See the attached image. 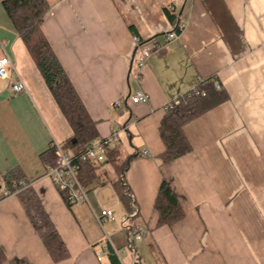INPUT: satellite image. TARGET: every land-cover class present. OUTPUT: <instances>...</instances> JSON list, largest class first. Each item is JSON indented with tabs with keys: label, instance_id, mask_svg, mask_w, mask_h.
<instances>
[{
	"label": "crops",
	"instance_id": "1",
	"mask_svg": "<svg viewBox=\"0 0 264 264\" xmlns=\"http://www.w3.org/2000/svg\"><path fill=\"white\" fill-rule=\"evenodd\" d=\"M47 1L42 31L96 123V142L117 130L109 150L128 166L123 177L116 164L97 166L83 185L87 202L68 206L41 155L73 130L0 0V58L10 57L28 90L14 95L0 79L2 264H112V255L120 264H264V0ZM170 7L183 31L167 41ZM200 81L225 99L185 126L191 152L165 164L166 106ZM137 92L149 102L133 104ZM14 170L27 188L4 198ZM163 182L185 216L158 227ZM104 209L114 220L100 225Z\"/></svg>",
	"mask_w": 264,
	"mask_h": 264
},
{
	"label": "trees",
	"instance_id": "2",
	"mask_svg": "<svg viewBox=\"0 0 264 264\" xmlns=\"http://www.w3.org/2000/svg\"><path fill=\"white\" fill-rule=\"evenodd\" d=\"M1 2L18 35L28 48L47 87L72 127L73 136L62 146L72 153L73 163L77 168L81 183L83 185L91 183L96 176L95 168L107 162L116 164L119 175L123 177L128 164L118 165L119 155L114 150L107 152V159L103 163L90 162L83 159L86 147L95 143L99 135L96 123L89 116L82 100L42 31L46 15L51 9L48 1L1 0ZM166 12L171 23L176 25L175 30L179 32L180 25H177L180 19L179 16L175 15L170 8ZM197 89L205 91L206 95L202 97L192 94L186 104H175L174 107L167 110L161 123L160 136L165 150L159 159L165 164L171 163L191 152V144L184 133L185 126L225 99L223 92L215 91L213 81H200L196 88L187 93H193ZM41 158L46 166L55 167L57 161L56 150L51 148L47 153L41 155ZM22 180L24 181L23 176L18 170L5 175L3 181L10 191L7 193L13 194L19 191ZM115 189L129 206L128 198L125 195V187H122V183L119 182ZM68 206L71 207V205ZM155 211L158 215V227L173 226L182 221L185 216L178 199L167 182H163L160 187L155 202ZM5 259V254L0 247V264ZM111 263L120 264L115 255L111 256Z\"/></svg>",
	"mask_w": 264,
	"mask_h": 264
},
{
	"label": "built area",
	"instance_id": "3",
	"mask_svg": "<svg viewBox=\"0 0 264 264\" xmlns=\"http://www.w3.org/2000/svg\"><path fill=\"white\" fill-rule=\"evenodd\" d=\"M170 10L175 11L173 7H170ZM179 29V32L175 30L167 33V41L178 39L181 32L183 31V26L180 25ZM134 42L136 44L137 51L143 50V48L145 47V44L139 37H135ZM6 46V42L0 40V49L4 50ZM146 61V56L142 55L140 57V66H144L146 64ZM11 72L17 75L16 80L12 79ZM0 79L10 81L9 91L14 95L24 94L28 92L26 84L19 78L16 67L8 55H4L0 58ZM215 87L217 90L220 89L219 84H216ZM192 94L202 97L206 95L205 91L199 89L195 90L193 93H185L174 100L172 103L167 105L166 109L168 110L174 107L175 104H186L187 100L192 96ZM130 101L133 104H145L149 102V98L145 93L137 92L131 96ZM115 105L120 106V103H116ZM118 143V131L113 130L109 138L88 145L86 147V152L83 159L90 162L103 163L107 159L108 150L113 146H117ZM51 148H54L56 150L57 161L55 167L49 169L47 176L58 187L65 202L68 205L73 206L76 204L87 202V194L83 184L78 177L77 168L73 163L72 155L62 145L56 142L52 143ZM144 155L149 156V152L144 151ZM20 185L24 189L27 188V184L24 182H21ZM18 192L19 191L13 194L5 193L4 198L13 196ZM113 220L114 213L109 209L102 210L101 214L97 216V221L100 225H102L105 221ZM142 239V235H136L137 241H142ZM102 255L103 253L99 254V260H101Z\"/></svg>",
	"mask_w": 264,
	"mask_h": 264
}]
</instances>
